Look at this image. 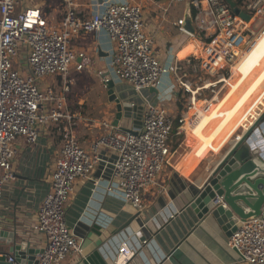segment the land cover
I'll list each match as a JSON object with an SVG mask.
<instances>
[{
    "label": "built area",
    "instance_id": "obj_1",
    "mask_svg": "<svg viewBox=\"0 0 264 264\" xmlns=\"http://www.w3.org/2000/svg\"><path fill=\"white\" fill-rule=\"evenodd\" d=\"M59 1L64 14L58 23H51L38 7L20 9L19 0H0V197L5 183L14 179V141L23 137L27 143L35 144L42 127L49 123L59 125L62 121L66 124L63 145L50 174V188L33 228L45 238L37 264H60L68 255L82 254L81 241L66 225V204L77 180L91 181L93 191L101 188L104 194L118 190L124 202L138 213L143 211L141 191L155 183L168 163V142L174 129L167 111L150 103L143 97V91L154 88L161 76L169 75L177 88L187 94V111L199 100L207 104L216 92L220 94L227 89L225 79L250 51L255 37L264 31V0H231L240 13L249 17L247 21L233 12L227 0H186L194 11L196 35L182 28V20L175 26L188 37L197 38L202 46V55L195 60L203 76L190 81L188 75L179 73L177 61L164 65L155 57L154 41L145 31L141 4L109 2L90 18L80 19L73 0ZM258 20L263 23L255 34L253 29ZM81 32H104L108 36L115 45L111 54L114 75L130 83L144 101L139 130L126 132L103 123L104 133L88 150L76 141L73 117L65 109L70 84L67 75L72 65L76 71L86 65L84 54L71 48L72 39ZM24 57L25 64L20 66L18 61ZM49 77L62 78L60 94L51 87L44 90L39 87ZM205 92L212 94L210 99H201ZM263 110L264 104L255 106L254 102L245 107L238 117V130L242 133L248 130ZM187 118L185 115L179 118L177 133L185 132ZM242 135H236L234 142ZM106 149L115 154V160L101 158L98 151ZM97 165H104L102 174L109 178L105 186L91 176ZM132 238L137 244L130 248ZM141 238V232L137 231L117 241L115 251L109 247L101 251L113 264H127L135 255L136 245H147ZM227 246L238 257L235 264H264V217L242 221ZM9 260L13 262L12 258Z\"/></svg>",
    "mask_w": 264,
    "mask_h": 264
},
{
    "label": "crops",
    "instance_id": "obj_2",
    "mask_svg": "<svg viewBox=\"0 0 264 264\" xmlns=\"http://www.w3.org/2000/svg\"><path fill=\"white\" fill-rule=\"evenodd\" d=\"M109 2L141 4L145 31L154 41L155 57L164 65L177 61L181 67L179 73L188 75L190 81L200 76L196 75L199 69L195 58L202 55L201 42L195 37L193 44L185 42L173 29L177 28L175 23L185 15L186 0H73V5L80 19H88ZM32 7L41 9L51 23H58L64 14L59 0L34 2ZM71 48L76 53L84 54L86 65L81 71H76L75 65H72L69 77H92L99 73L111 79L121 107L117 127L123 131L139 130L144 101L130 83L120 81L114 75L111 54L115 45L108 36L104 32H81L72 39ZM242 63L225 84L227 91L223 97L219 99L221 93L217 92L202 107L192 126L193 137L187 136L186 132H176L179 118L188 116L187 94L177 88L169 75L160 77L154 87L156 91H143L144 98L163 107L173 120L174 129L168 142V163L155 183L141 191L144 206L141 213L124 202L118 190L104 194L101 188L93 191L91 181L77 180L66 204V225L81 241L82 254L68 255L60 264H113L112 259L101 250L109 247L115 251L117 241L137 231L141 232V240H146L147 245H136L135 255L127 264L236 263V253L227 246L230 237L228 231L232 228L226 231L212 219L199 220L190 203L236 143L234 137L243 134L237 128L242 110L253 102L255 106L264 104V38ZM39 87L41 90L51 87L59 94L62 91V78H46L39 83ZM204 95L201 99L206 98ZM107 97L100 115L90 117L88 114L84 119L73 122V135L86 150L104 133L103 123L114 125L117 103ZM180 104L181 111L178 107ZM64 127V121L59 125L49 123L40 129L35 144L27 143L23 137L17 138L13 144L16 153L12 163L14 179L5 183L0 197V230H17L19 235L22 233L21 239L29 242L31 249L43 250L45 246L44 236L33 228L37 223L38 209L50 188V174L63 145ZM61 132L63 138L58 137ZM211 132L215 136L210 145L205 150L201 149L200 143ZM98 152L106 161L111 162L116 158L110 150ZM103 166H95L91 174L92 178L100 180L101 186L109 181L102 174ZM135 244L132 238L129 247H135ZM8 247L5 244L0 246V264H15L6 254Z\"/></svg>",
    "mask_w": 264,
    "mask_h": 264
},
{
    "label": "water",
    "instance_id": "obj_3",
    "mask_svg": "<svg viewBox=\"0 0 264 264\" xmlns=\"http://www.w3.org/2000/svg\"><path fill=\"white\" fill-rule=\"evenodd\" d=\"M227 2L235 14L246 21L249 19L240 13L234 2ZM182 21V28L195 36V25L188 3ZM105 87L109 100L117 103L118 112L114 121V126H117L121 107L115 96L113 81L107 79ZM149 91L156 90L150 88ZM190 208L199 220L212 219L226 231L232 228L228 231L230 236L242 221L264 217V111L243 133L241 139L232 145L207 183L193 196ZM22 235L17 230H0V246H9L6 254L11 256L15 264H37L36 256L43 250L31 249L30 243L21 239Z\"/></svg>",
    "mask_w": 264,
    "mask_h": 264
},
{
    "label": "rangeland",
    "instance_id": "obj_4",
    "mask_svg": "<svg viewBox=\"0 0 264 264\" xmlns=\"http://www.w3.org/2000/svg\"><path fill=\"white\" fill-rule=\"evenodd\" d=\"M34 2L35 4H38L42 2V0H19V8H31ZM262 23L263 22L261 20L256 22V25L253 29L255 34H258V29ZM173 29L175 34L180 36L181 40L193 44V38H190L187 35L179 32L178 28ZM25 60V57L20 59L18 64L20 66L25 64ZM257 72L258 71L254 73V76L257 74ZM196 75L203 76L200 71H196ZM67 80L70 84L69 91L65 94V109H67L66 111L73 117V122L82 118L84 119V117H86L88 114L90 117H93V115L98 116V113L101 112L102 108H104V104L108 99L106 94L107 90L105 87V79L99 73L92 77H82L79 75L76 77H69L68 73ZM226 91L227 89L225 88L218 98H222ZM204 94V97L206 98L211 95V93L207 92ZM58 137L63 138V133L61 132Z\"/></svg>",
    "mask_w": 264,
    "mask_h": 264
},
{
    "label": "bare ground",
    "instance_id": "obj_5",
    "mask_svg": "<svg viewBox=\"0 0 264 264\" xmlns=\"http://www.w3.org/2000/svg\"><path fill=\"white\" fill-rule=\"evenodd\" d=\"M263 38H264V31H262L261 33H259L255 37L254 43L251 45L250 51H248L247 54L244 56L245 58L248 56V54H250L257 47V45L260 43V41ZM244 57L241 60L238 61L236 66L233 67L232 74H231V76L228 79H225V83H227L229 81V79H231L235 75V73L239 70L240 64L245 59ZM201 109H202V107H199L197 102H195L194 103V107L190 111H188V114H187L188 118L185 121L186 122L185 132H186L187 136L190 135L191 137H193V134H192L193 127L192 126H193V124L195 122V121L193 122V120H195L197 118V116L200 114ZM214 136H215V133L211 132L207 137H205L203 139V141L200 143V148L205 150L210 145V143H211L212 139L214 138ZM198 139H199V137H198Z\"/></svg>",
    "mask_w": 264,
    "mask_h": 264
},
{
    "label": "trees",
    "instance_id": "obj_6",
    "mask_svg": "<svg viewBox=\"0 0 264 264\" xmlns=\"http://www.w3.org/2000/svg\"><path fill=\"white\" fill-rule=\"evenodd\" d=\"M191 13L193 15L194 11L192 10ZM210 97H211V95L208 98H206V99H209ZM197 104H198L199 107H203L204 106L203 102H197ZM178 107H179V110L181 111L182 110L181 109L182 108L181 104Z\"/></svg>",
    "mask_w": 264,
    "mask_h": 264
}]
</instances>
